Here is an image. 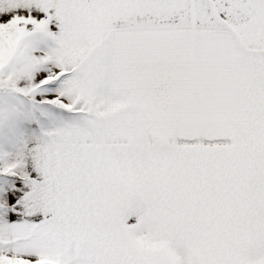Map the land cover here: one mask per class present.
<instances>
[{
    "label": "snow or ice",
    "instance_id": "snow-or-ice-1",
    "mask_svg": "<svg viewBox=\"0 0 264 264\" xmlns=\"http://www.w3.org/2000/svg\"><path fill=\"white\" fill-rule=\"evenodd\" d=\"M0 264H264V0H0Z\"/></svg>",
    "mask_w": 264,
    "mask_h": 264
}]
</instances>
